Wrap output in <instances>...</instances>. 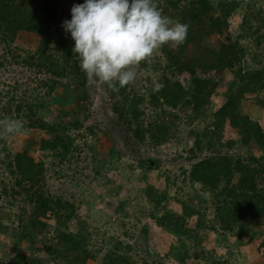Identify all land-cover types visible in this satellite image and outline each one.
Masks as SVG:
<instances>
[{
  "label": "trees",
  "instance_id": "obj_1",
  "mask_svg": "<svg viewBox=\"0 0 264 264\" xmlns=\"http://www.w3.org/2000/svg\"><path fill=\"white\" fill-rule=\"evenodd\" d=\"M70 1L71 6L84 3V0ZM158 2L164 15L190 25L184 44L178 48L168 44L157 50L163 62H154L152 70L155 81L164 87L154 91V84L149 83L147 93L142 95L134 91L131 83L118 93L111 92L106 84L98 83L108 95L111 112L119 126L131 133L138 143L147 142L153 147L166 143L173 136L174 122L180 120L173 113L168 114L167 124L159 123L155 118L142 120L143 104L151 109H159L162 115L168 109L189 111L186 117L189 122L207 117L211 119V130L204 127L189 132L192 141L186 159L190 166L187 170H180L179 179L181 186L195 183L208 195L212 219L204 222V209L188 199L178 200L180 214L165 212L159 217V224L178 236L179 245L171 248L176 249L181 258H187V246L183 238L190 237L198 246V230L217 233L224 241V237L231 233L238 237L243 233H251L253 226L264 221V128L240 112L241 102L252 97L264 115V46L261 44L263 35L257 34L264 27V16L257 18L256 28L249 25L245 28V35L251 36L254 45L252 53H249L240 45V36L233 38L228 32V18L242 0ZM246 7L250 6L247 4ZM60 12L61 0H0V45L3 52L0 66L3 63H18L32 70L38 76L37 87L43 90L41 97L34 93L33 99L28 100L27 97L23 98L24 92L21 99L15 100L12 94L17 88H12L4 93L5 97L1 98L3 102H0V119L5 116L20 119L27 130L41 132L31 146L25 145L16 151L5 144V136H0V151L6 153L0 159V165L4 167L8 179L6 183L0 181V196H8L12 203L17 200L20 205H24L18 208L13 237L19 243L38 242L40 250L55 264H87L94 262L98 255L100 260L97 264H149L142 257L132 258L129 255L132 252L131 245L114 238H102L101 245L95 247L87 226L76 214L74 204L48 190L43 180L46 166L43 161H35L32 157L35 151L45 153L51 158V168L60 167L68 161L67 157L70 156L67 155L73 149L72 143L76 136L72 131L82 127L80 120L69 121V111L60 109L49 120H44L38 114L43 112L45 106L63 104V98L52 96L53 90L66 88V82L69 81L78 91L72 102V111H85L80 102L85 99L83 89L87 84L86 77L72 60L74 41L59 26ZM70 19L71 14L68 18L65 16L64 20ZM19 33L34 36L33 51L22 50L24 56H17L21 60L13 57L9 48ZM211 38L214 39L212 46L209 43ZM243 59L247 60L245 65L242 64ZM197 71L209 75L201 77ZM224 72H230L233 80L225 86L223 102L208 114L210 98L218 86V81L212 75ZM182 74H186L189 79L186 89L178 80ZM225 124L234 131L235 139L222 141ZM86 132L94 137L92 127H86ZM203 147H207L208 153L199 157ZM250 147L259 155L251 153ZM76 149L75 146L73 151ZM89 149L94 161L95 152L91 151V147ZM223 149L238 154L226 153ZM106 159L97 156V169L93 168L96 175H99ZM155 165L156 162L151 159L136 163L138 169H151ZM145 196L152 209L156 210L165 192L147 188ZM189 218L195 219V230L191 232L185 229V222ZM72 220L75 221V229L70 231L68 224ZM0 229L6 231L1 223ZM262 233L258 248L263 250L264 257V230ZM197 259L203 264H225V260L202 251ZM152 263L161 264L151 260Z\"/></svg>",
  "mask_w": 264,
  "mask_h": 264
},
{
  "label": "rangeland",
  "instance_id": "obj_2",
  "mask_svg": "<svg viewBox=\"0 0 264 264\" xmlns=\"http://www.w3.org/2000/svg\"><path fill=\"white\" fill-rule=\"evenodd\" d=\"M70 2V0H61L60 27L65 16L68 18L71 14ZM247 4L250 7L247 8ZM261 16H264V0H242L227 21L229 34L233 38L240 36V45H243L249 53H252L254 45L251 36L245 35L244 31L247 25L256 28L257 20L262 18ZM257 34L263 35L261 44L264 46V27L260 28ZM212 39L209 40L211 46ZM33 43L34 36L19 33L9 48L13 52V57L18 58L17 56H24L21 53L22 50L33 51ZM2 53L0 45V55ZM154 62L161 64L163 62L158 51L154 52L150 60L151 71L148 70L149 64L143 61L137 70V76L131 85L138 94L145 95L149 83L154 84L155 73L152 70ZM246 62L247 60L243 59L242 64L245 65ZM197 73L201 77L209 75L208 73L200 74L199 71ZM212 77L218 81V86L210 98L208 114L223 102L225 86L233 80L230 72L212 75ZM37 79L38 76L32 70L21 64L3 63L0 66V102H3L1 98L5 97L4 93L12 88H17L15 94H12L15 100L21 99L24 92L23 98L27 97L28 100L33 99L34 93L41 97L43 90L37 87ZM178 80L186 89L189 83L187 75L182 74ZM66 84L68 85L66 88L54 89L52 95L65 99V101L61 99L63 104L45 106L43 112L38 114L42 115L44 120H49L54 113L62 109L70 112L69 121L80 120L82 127L72 131V134L76 136L72 148L76 146L77 149L74 151L71 149L67 155L70 156L67 157L68 161L60 167L51 168V158L45 153L35 151L32 157L35 161H43L46 166L47 171L43 180L48 190L74 204L76 214L87 226L91 234V243L95 247L101 245L102 238H114L131 245L132 252H129V255L132 258L142 257L149 264L151 260L161 264H203L197 259L200 251L225 260V264H264L263 250L258 248L263 235L264 221L258 226H253L251 233H243L240 237L231 233L224 237V241L217 233L198 230L197 238L200 239L198 246H195L190 237L183 238L187 246V258H181L179 252L171 248L179 245L178 236L159 224V217L165 212L180 214L178 200L187 199L204 209V222L207 223L212 219V207L208 195L200 190L198 184L186 183L181 186L179 179L180 170H187L190 166L186 159L187 150L192 141L189 132H196L204 127L206 130H211L212 121L209 117L189 122L186 119L189 111L186 113L178 109H168L162 115L159 109H151L143 104L142 120L155 118L159 123L167 124L169 113L178 115L180 118L174 122L176 127H173V136L166 143L153 147L147 142L138 143L131 137V133L119 126V122L111 112L108 95L100 83L86 84L83 89L85 99L80 102V105L85 108L83 113L72 111V102L78 91L72 81ZM240 112L257 121L264 128V115L262 110L254 104L252 97L241 102ZM88 126L94 129V137L86 132ZM40 133L39 130H26L12 137L5 136V144L16 151L22 146H31ZM235 137L234 131L225 124L222 141L235 139ZM90 147L91 151L95 152L94 161L89 154ZM206 149L207 147H203L198 156L207 155ZM249 150L256 156L259 155L252 147ZM223 152L238 154L233 150L223 149ZM97 156L107 158L99 175H96L93 169L94 167L97 169L95 165ZM148 159L155 161L156 165L151 169H138L136 163ZM5 173L4 167L0 165V181L6 183L8 179ZM147 188L160 193L165 192V197L156 210L152 209L146 199ZM201 202L203 204L199 205ZM19 206L24 205H20L17 200L12 203L8 196H0V223L6 227V231L0 229V264H11V261H14V264H55L49 261L40 250L38 242L19 243L14 239V223L19 214ZM194 225L195 219L189 218L185 222V229L191 232L195 230ZM68 227L70 231H73L75 221H70ZM99 260L100 255L94 262L87 264H97Z\"/></svg>",
  "mask_w": 264,
  "mask_h": 264
},
{
  "label": "clouds",
  "instance_id": "obj_3",
  "mask_svg": "<svg viewBox=\"0 0 264 264\" xmlns=\"http://www.w3.org/2000/svg\"><path fill=\"white\" fill-rule=\"evenodd\" d=\"M70 11L71 19L61 27L74 41L72 60L88 85L99 81L114 93L135 80L142 61L151 71L150 60L162 46L184 44L190 28L164 15L158 0H84ZM163 87L154 79V91ZM26 130L20 119H0V136ZM5 155L0 151V159Z\"/></svg>",
  "mask_w": 264,
  "mask_h": 264
}]
</instances>
